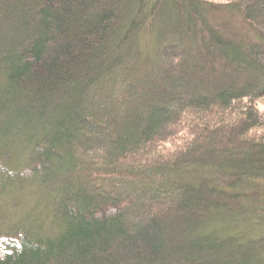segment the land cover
Wrapping results in <instances>:
<instances>
[{"label": "trees", "instance_id": "obj_1", "mask_svg": "<svg viewBox=\"0 0 264 264\" xmlns=\"http://www.w3.org/2000/svg\"><path fill=\"white\" fill-rule=\"evenodd\" d=\"M264 0H0V264H264Z\"/></svg>", "mask_w": 264, "mask_h": 264}, {"label": "rangeland", "instance_id": "obj_2", "mask_svg": "<svg viewBox=\"0 0 264 264\" xmlns=\"http://www.w3.org/2000/svg\"><path fill=\"white\" fill-rule=\"evenodd\" d=\"M214 1H219V0H214ZM256 107H257V109H258V111L260 113H263L264 114V100H258L256 102ZM5 252H6L5 248L3 246H1V248H0V254L3 255V254H5Z\"/></svg>", "mask_w": 264, "mask_h": 264}]
</instances>
